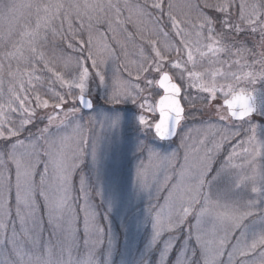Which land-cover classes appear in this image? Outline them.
<instances>
[{"label": "snow or ice", "instance_id": "obj_1", "mask_svg": "<svg viewBox=\"0 0 264 264\" xmlns=\"http://www.w3.org/2000/svg\"><path fill=\"white\" fill-rule=\"evenodd\" d=\"M150 6L168 17L171 30L182 47L168 39L163 26L159 33L164 39L157 36L149 40L146 35L140 36L141 32L149 31L146 17L151 13L125 0L128 19L132 21L133 16L137 17L133 21L135 35L151 47V58L140 45L139 62L131 61L133 65L138 63L135 79L143 80L147 96L138 99L144 92L139 84L134 94L124 82L115 81L105 99L111 110L98 111L92 100L85 99L91 78L88 63L93 69L97 68V60L90 55L79 73L63 81L62 86L69 89L67 97L51 90L56 99L51 106L57 115H48V124L38 129V136L30 132L29 125L35 116L31 109H24L27 116L18 124L6 127L0 122V141L5 142L0 145V264H264V209L256 210L264 192L256 187L253 176L242 171L252 164L251 157L264 152V144L258 152L255 141L259 125H250L252 135L247 138H241L240 131L246 118L254 113L264 116V94L260 97V108L255 95L241 94L239 113L232 103L225 107L226 113L217 110L218 120L209 122L203 137L193 144L186 142L190 138L188 134L182 136V160L179 150L162 155L149 140L138 138L132 155L140 163L134 174L125 180L121 173L108 171L107 163L113 150L119 148L122 141L124 113L130 110L117 106L130 103L138 109L133 114L137 131L144 137L151 136L152 141L165 142L179 134L188 115L180 100L185 83L206 93L213 102L225 88L231 90L229 84L217 82V77L224 75L223 71L212 70L209 82L205 80V72L195 69L196 54L205 58L209 53L223 52L217 36L222 37L233 28L242 34L239 26L229 20L230 9L234 7L232 0H202L193 25L195 39L183 28V23L190 21L182 22L171 11L164 12L165 0H151ZM167 7H176L174 0H167ZM187 7L191 9L193 5ZM247 7L251 11L245 17ZM240 8V19H246L249 25L257 23V5L248 6L242 0ZM124 24L119 14L115 23H109L114 39ZM205 29L206 45L202 44ZM124 30L131 40L133 33ZM99 43V63L103 64L106 56L114 53L106 42ZM117 43L125 48L123 41ZM173 51L177 57L186 55V61L173 59ZM124 55L127 57L126 51ZM169 66L176 70L174 74L168 70ZM176 76L180 83L176 82ZM95 77L100 89L107 87V80L99 70ZM37 103L44 109L50 106L47 98L41 101L37 97ZM65 104L69 106L65 108ZM85 109L88 112L80 115ZM234 121L241 122L239 127ZM53 124L57 127L55 133L50 132ZM24 132H29V136L21 139ZM40 141L44 142L43 147ZM86 156L90 159L84 172L81 166ZM193 157L195 164L190 163ZM218 161L219 166L215 167ZM77 170H80L79 196L74 197L73 176ZM222 181L227 183V191L247 188L257 199L226 200L221 193L213 192ZM250 181L253 182L249 184ZM89 188L101 199L99 208L104 212L106 229L101 225L98 206L90 203ZM165 189L164 203H151L152 199L158 200ZM145 193L149 203L141 209L139 204ZM44 218L51 234L50 238L41 240ZM81 222L83 236L80 235ZM255 225H260L258 230ZM185 226L186 233L181 235ZM141 237L142 248L138 247Z\"/></svg>", "mask_w": 264, "mask_h": 264}, {"label": "rangeland", "instance_id": "obj_2", "mask_svg": "<svg viewBox=\"0 0 264 264\" xmlns=\"http://www.w3.org/2000/svg\"><path fill=\"white\" fill-rule=\"evenodd\" d=\"M127 2L131 5L139 4L144 7L148 13H151V15L146 17L149 31L147 33L141 32L140 36L146 35L149 40L157 36H159L160 39H164L163 34L159 33L160 26H163L164 30L168 33V39L178 47H182L179 38L171 30L168 17L157 9L152 8L150 6L151 0H127ZM213 2H215V0H213ZM232 2L234 7L230 9L229 20L234 26H239L242 30V34H238L235 28H233V30L225 32L222 37L217 36L216 38L220 40L224 48L223 52L218 55L209 53L205 58L196 54L195 69L205 72V80L209 82L211 81L210 72L212 70L219 69L223 71L224 75L217 77V82L229 84L231 90L225 88L223 93L217 94V98L215 102H213L208 99L206 93L194 90L185 83L180 100L188 115L179 129V134L176 139L168 143L152 141L151 136L144 137L142 133L137 131V124L133 121V114L137 112L138 109L133 108L130 103L117 106L121 109L128 108L130 110L124 113L126 119L121 128V144L119 148L113 150L112 158L107 163L109 173H121L125 180H127L131 173L134 174L136 165L140 163V160L132 155L134 145L138 138L149 140L153 147H156L157 151L161 152L162 155L179 150L182 160L184 150L180 148L181 137L188 134L190 138L186 142L189 145L202 138L207 124L218 120L217 110L226 113L225 109L222 107V102L235 92H246L255 95L257 97V107H261L260 97L264 94V78H262L264 77V0H243L248 6L255 4L258 7V20L254 25H249L246 19H240V5L242 0H232ZM174 3L176 7L169 9L167 7V0H165L164 12L171 11L182 22L190 21V23H183V28L189 33H192L195 39L193 25L197 19L196 9L202 7V0H174ZM188 4L193 5V7L190 9L187 7ZM0 5V57L3 58L5 63H2V68H5V74L2 75L3 73L0 72V122H3L6 127L18 124L20 120L24 119L27 116L24 109L28 108L35 112V116L32 117L33 122L29 125L30 132L33 133V136H38V129L48 124V115H57V112H55L51 106L56 103V99L51 90L62 93L67 97L69 89L62 86L63 81L65 79L70 80L74 74L79 73L81 67L88 61L90 55L97 60V68L93 69L92 64L88 63V68L91 71V78L88 85L89 94L85 97H88L94 102V106L98 111L111 110L110 105L105 103V99L107 94L112 90L115 81L124 82L129 89H132L134 94L135 86L139 84V86L144 89V92L141 96H138V99L142 98L143 95H148V89L144 85L143 80L137 81L135 79L137 71L139 70L138 63L137 65H133L131 61L135 60L139 62L138 46L140 45L143 46L145 54L151 58V47L148 43H145L135 35L136 29L133 26V21H135L137 17L133 16L132 21L128 19L129 12L125 7V0H1ZM203 10L207 12L208 9ZM249 11H251L250 7L245 8V17H247ZM31 14L41 16L39 19L43 20L40 23H35L32 27L27 25V29L24 30V22H27L24 20ZM117 14L123 18L125 24L122 29L115 33L116 38L114 39V33L109 30V23H115ZM62 17L66 19L65 21L68 20L71 23L66 22L67 29L69 25L73 27L74 24L77 23L76 32L82 39L77 41L74 37L76 40L75 42L71 43L68 41V47L65 45L62 46L51 56V58L58 63L61 69V76L55 80L49 79L48 81L42 82L41 89L44 90V93H40L38 90H34V86L31 85L32 80L29 78L25 79L24 75L20 72L18 73L16 68L13 69V71H11V68L7 70L6 64H11L15 57L21 55L17 52L22 49L25 43L30 45V41L34 40L38 43H43L48 39L51 31L58 35L65 33ZM72 20L73 22H71ZM253 27L256 29L255 31L252 30ZM117 28H119L118 25ZM124 29H126L127 32L133 33V38L131 40L128 39ZM152 29H155V32H153ZM219 32L220 28L219 25H217V33ZM181 35H183V33ZM118 40L124 42L125 48H122L120 44L117 43ZM50 41L49 43L51 44ZM99 41L106 42L114 53L112 56H106V54H104L106 59L103 64L99 63L101 55ZM207 43V30L205 29V37L202 40V44L206 45ZM13 49L17 52L12 51ZM204 50L207 51L206 48ZM125 51L128 54L127 57L124 55ZM32 55L34 54L31 53L30 56ZM171 57L173 59H183L186 61V55L182 58L177 57L174 51L171 53ZM145 64H147V62H145ZM185 67H187V65H185ZM188 67L191 68V65H188ZM96 70H99L106 78L107 87L103 89L98 87V81L95 77ZM168 70L172 74L176 71L171 69L170 66ZM186 75L185 73V76ZM176 82H181L179 76H176ZM154 90L161 94L159 89ZM34 91H36V93L31 97V92ZM37 97H39L41 101L47 98L50 106L47 109L39 107ZM69 102H71V98H69ZM149 102H152L151 98H149ZM68 106V104L64 105L65 108ZM85 113L87 112L81 113L80 115H84ZM60 114L62 115V113ZM145 114L147 115V113ZM83 122L84 120H82V123ZM233 123L236 127H239L241 122ZM252 124L259 125L256 131L255 144L258 152H260V146L264 144V116L256 113L251 120H245L244 127L240 129L242 133L241 138H247L252 135L249 130ZM89 127H91V125H89ZM96 129L97 131L100 130L99 124L96 125ZM233 130L236 129L234 128ZM56 131L57 127L53 124L50 127V132L55 133ZM23 135L27 137L29 136V132H24ZM43 144L44 142L40 141L41 147H43ZM208 147H211L210 143ZM201 155H203V153H201ZM220 158H223V154H221ZM89 159L90 157L88 156L84 158V164L81 166L84 172H87V162ZM250 159L252 160V164L242 171L249 176H253L256 187L261 189V192H264V152H260L258 156H253ZM195 162V157L190 159V163L195 164ZM214 166L218 167L219 161ZM42 167L43 165L40 166L41 170ZM253 169H255V172H253ZM79 178L80 170H77L73 176L75 185L74 197L79 196ZM252 182L253 181H250L249 184ZM88 191L90 194V203L98 206L97 211L100 214L101 225L106 229L107 224L103 220L104 212L99 208L101 199L96 195L93 189L89 188ZM213 192L221 193L226 200L238 199L246 201L257 199V195L253 194L247 188H242L238 192L227 191V183L223 181L214 187ZM153 195L155 196L154 191ZM166 195L167 190L165 189L159 194V199H152L151 203L163 204V198ZM79 203H83V200H79ZM148 203L149 197L147 193H145L144 199L140 202L139 206L143 209ZM42 208L43 205L41 203V210ZM260 209H264V196H261L257 204L256 210L259 212ZM41 215H43L42 211ZM252 219L254 220L255 217ZM191 222L195 223L194 220ZM249 223H251V221H249ZM114 224L118 226V222L115 221V218ZM43 226L44 232L41 236V240L50 238L51 234V229L48 226L46 218H44ZM80 227V235L83 236L82 222ZM259 227L260 225H255L257 230ZM17 228H19L18 224ZM185 233L186 226L181 230L180 234L184 235ZM164 238H167V234H165ZM143 243V237H141L138 247L142 248Z\"/></svg>", "mask_w": 264, "mask_h": 264}, {"label": "trees", "instance_id": "obj_3", "mask_svg": "<svg viewBox=\"0 0 264 264\" xmlns=\"http://www.w3.org/2000/svg\"><path fill=\"white\" fill-rule=\"evenodd\" d=\"M1 1V0H0ZM49 1V0H46ZM1 8V5H0ZM209 10H207L208 12ZM41 16H35V14H31L29 17H27L24 21V27L23 29H27V25L33 26L35 23H40L43 19H39ZM62 17V23L64 26V32L61 35H58L57 33H53L52 31L49 33V37L47 40H45L43 43H38L37 41H30V45L26 44L22 46V49L17 52L15 49L12 51H15L21 55H18V57H15L12 61V63H7L6 67L7 70L11 68V71L13 69H17L18 73H22L24 75V78H29L32 80L31 85L34 86V90H38L40 93H44L43 89H41V83L48 81L49 79H58L61 76V69L51 56H53L62 46L68 47L67 42L70 41L71 43L75 42L76 40L82 39L79 34L76 32L77 23L74 24L73 27L71 25L68 26L66 22L70 23L68 20ZM29 21V22H28ZM73 22V20L71 21ZM71 24V23H70ZM58 26V23H57ZM52 36V40H51ZM75 37V39H74ZM51 40V41H50ZM51 42V44L49 43ZM33 53L34 55L30 56V54ZM2 63H4L3 58L0 57V72L5 74V68H2ZM5 64V63H4ZM14 66V67H13ZM60 69V71H59ZM10 73V72H9ZM17 74V73H16ZM36 91L31 92V97L35 95ZM33 134V133H32ZM24 136H21V139H24ZM4 141H0V145H4Z\"/></svg>", "mask_w": 264, "mask_h": 264}, {"label": "water", "instance_id": "obj_4", "mask_svg": "<svg viewBox=\"0 0 264 264\" xmlns=\"http://www.w3.org/2000/svg\"><path fill=\"white\" fill-rule=\"evenodd\" d=\"M162 94V92H161ZM241 94L243 95H253L251 93H246V92H235L233 94H231L227 99H225L223 102H222V107L225 109V111L227 112V109L225 108L229 103H232L234 104L236 107H235V110L239 113L240 111V108H239V105L241 103V100L239 99V97L241 96ZM86 100H89L88 97H85ZM91 100V99H90ZM256 104H257V101H256ZM84 112H88L87 109L84 110ZM256 113H254L250 118H246V120H251L253 118V116H255ZM158 118V117H157ZM234 122H239V121H234ZM179 131V130H178ZM177 136L171 138L169 141H165V142H161V143H168V142H172L173 140L176 139ZM160 142V141H159Z\"/></svg>", "mask_w": 264, "mask_h": 264}]
</instances>
